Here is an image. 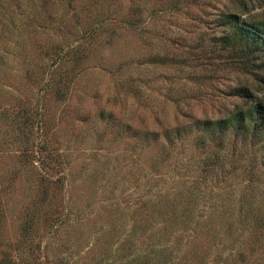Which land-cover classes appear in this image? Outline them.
<instances>
[{"label":"rangeland","instance_id":"1","mask_svg":"<svg viewBox=\"0 0 264 264\" xmlns=\"http://www.w3.org/2000/svg\"><path fill=\"white\" fill-rule=\"evenodd\" d=\"M229 12L264 0H0V264H264L261 138L212 129L264 101Z\"/></svg>","mask_w":264,"mask_h":264},{"label":"trees","instance_id":"2","mask_svg":"<svg viewBox=\"0 0 264 264\" xmlns=\"http://www.w3.org/2000/svg\"><path fill=\"white\" fill-rule=\"evenodd\" d=\"M223 25H227L226 33L220 36V43L233 52H240L247 56L256 54L264 56V21L245 20L237 13L229 12L221 16ZM243 56V55H242ZM264 82V79H263ZM239 95L249 98L251 93L245 87L234 89ZM227 126L233 128L235 135L250 134L251 137H260L264 148V101H257L247 108H238L222 121L215 122L212 129L218 131L216 141L222 148L223 131Z\"/></svg>","mask_w":264,"mask_h":264}]
</instances>
